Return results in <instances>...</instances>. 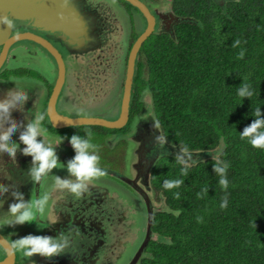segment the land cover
I'll return each mask as SVG.
<instances>
[{
  "label": "trees",
  "instance_id": "obj_1",
  "mask_svg": "<svg viewBox=\"0 0 264 264\" xmlns=\"http://www.w3.org/2000/svg\"><path fill=\"white\" fill-rule=\"evenodd\" d=\"M175 5L195 21L179 24L176 39L157 37L146 49L148 79L141 71L135 78L137 95L143 87L151 92L168 140L152 180L169 209L157 213V238L141 264H264V148L241 138L257 109L264 119V0ZM245 86L251 97L239 95ZM124 130L81 125L56 131L69 140L88 139L91 131L96 146ZM181 146L190 162L177 161ZM209 150L211 157L204 153ZM165 180L182 183L166 189Z\"/></svg>",
  "mask_w": 264,
  "mask_h": 264
},
{
  "label": "flooded vegetation",
  "instance_id": "obj_2",
  "mask_svg": "<svg viewBox=\"0 0 264 264\" xmlns=\"http://www.w3.org/2000/svg\"><path fill=\"white\" fill-rule=\"evenodd\" d=\"M140 1L145 5L146 11L128 0H87L83 3L86 12L84 15L91 20L95 38L92 45L88 44L83 48L71 45L55 33L33 30L25 25H15L10 38L20 33L33 32L50 42L59 51L62 57L60 62L50 50L33 39L10 40L8 48L5 42L0 43V59L2 56L4 58L0 65V83H16L27 87L26 117L27 112L32 109L30 103L33 104V109L40 110V116L44 117L40 126H43L47 133L61 140L56 153L63 164L71 160L76 153L70 140L63 133L56 131L66 127L55 128L51 123L49 124L48 106L53 91L58 86L56 107L62 114L72 116L61 107L65 99L75 95L76 99L82 100L79 98L85 96L88 90L101 96L90 107L103 104L111 97L108 110L112 116L120 114L130 51L137 38L148 31L134 63L129 119L121 128L125 130L103 137L101 142L96 144V154L100 157L99 167L107 174L91 181L92 186H89L90 182H88L87 191L80 196L66 189L51 187L44 212L39 211L36 220L32 222L13 225L12 218L8 221H0V233L11 244L28 235L58 237L63 232L67 240L65 247L67 256L58 255L50 258L39 254L25 256L23 250L17 249L14 264L18 261L21 264H29V262L31 264H141L151 255L149 244L152 238L150 237L155 236L154 221L160 210H155L154 213L152 210L148 211L149 204L134 186H142L145 176L149 174L142 170L135 174V171L157 156L151 167L153 170L165 148L152 146L155 135L151 130L153 122L150 114L154 113V101L147 87H143L138 95L136 94L135 78L141 71L146 80L148 79L146 49L152 48L153 41L157 37H162L167 42L169 37L177 38L178 25L183 23L184 17L193 15L181 13L179 6L175 5V0ZM120 17L126 29L124 43L113 33L114 30L117 32L119 30ZM62 72L63 80L60 82ZM109 92L111 95L108 97ZM0 95L3 97L5 93L3 95L0 90ZM133 102L140 103V106H132ZM75 105L78 106V102L75 101ZM0 122L2 123L3 120ZM25 122L26 118L23 125ZM161 131L166 138L162 128ZM125 137L132 142L131 145L127 146ZM12 139L15 141L16 137L13 136ZM182 156L185 157L186 153ZM183 160L187 161V158ZM126 170L130 183L126 180ZM48 175L62 176V179L67 176L68 179L75 180L74 177L69 176L66 168L53 169ZM150 176V183L144 190L150 200V207L154 208L165 199L162 191H157L154 187L152 172ZM139 178L142 180L141 183L137 181ZM43 191L44 189H41L40 199L45 195ZM104 195L108 198L106 199ZM150 230L151 236L146 241ZM95 238L103 241L106 253L114 250V247L109 250L108 246L111 241L115 243L117 240L118 253L125 254L129 258L125 261L118 258L114 262L109 256L104 259L103 251L99 243L95 242ZM5 255V250L0 245L1 259Z\"/></svg>",
  "mask_w": 264,
  "mask_h": 264
},
{
  "label": "clouds",
  "instance_id": "obj_3",
  "mask_svg": "<svg viewBox=\"0 0 264 264\" xmlns=\"http://www.w3.org/2000/svg\"><path fill=\"white\" fill-rule=\"evenodd\" d=\"M3 23L10 29L15 27L13 21L7 16L3 17ZM239 95L241 97L246 95L251 97L252 93L247 92L245 86L239 90ZM27 98L26 95L17 92L15 94H10L8 98L0 101V120L5 121L7 124L6 130L0 131V151L6 152L12 158L16 157L17 147L10 146V142L14 145H18L13 141L12 137L19 125L13 121L11 113L18 103L26 101ZM254 114L257 119L250 126L245 127L243 133H241V138H248L254 148H264V119L260 118L261 114L258 109ZM43 119V116H37L36 120L33 123H29L26 130L22 131L19 137L20 142L25 145L22 149L23 154L32 157L30 174L35 181L40 182L41 179L46 177L53 169L66 168L69 176L75 177V180L61 179L59 176H56L55 188L61 190L66 189L76 196H80L87 191L88 182L107 174L105 170L99 167L100 157L96 154V146L91 143L93 133L91 131L87 132L88 139L82 138L79 135H73L71 137L70 143L76 154L65 165L60 162L55 147L38 139L44 132V130L40 128ZM154 128L158 129V125L154 124ZM64 139L65 137H63V140ZM155 140L161 148L168 143L162 133L160 136L155 137ZM186 152H188V150L181 146L180 154H177L178 162H182V154ZM215 170L221 175L225 172V169L219 166H217ZM181 183L182 181L180 180H165L163 186L166 189H171L179 186ZM220 184L226 188L228 185L227 179L222 178ZM177 198H179L178 195ZM48 201L49 196L45 194L39 200L33 199L30 204L23 202L12 204L10 206V213L15 217V221L11 224L15 225L32 222L36 219V215L32 211V208L36 207L39 209L40 213H43L44 206ZM226 206L227 202L225 201L221 207L223 208ZM65 247H67V240L63 232L58 237L28 235L16 240L11 245L13 250H23L25 256L39 254L40 256L48 258L60 255Z\"/></svg>",
  "mask_w": 264,
  "mask_h": 264
},
{
  "label": "water",
  "instance_id": "obj_4",
  "mask_svg": "<svg viewBox=\"0 0 264 264\" xmlns=\"http://www.w3.org/2000/svg\"><path fill=\"white\" fill-rule=\"evenodd\" d=\"M131 4L139 7L143 11H146L145 5L140 0H128ZM218 4L224 6L228 0H214ZM87 0H0V43H6L8 48L10 40L18 41L23 38L33 39L41 43L45 48L51 51V53L60 62L62 60L59 51L47 40L39 37L33 32H24L9 37L13 28H9L3 23V17L7 16L13 21L15 25H25L31 27L33 30L39 29L46 32L57 34L61 39L67 41L71 45H75L79 48L86 47L88 44L94 43V34L91 28V20L87 19L84 14L86 12L83 8V3ZM117 12V11H116ZM182 22H194L193 17H184ZM199 21L197 20V23ZM116 34V38L122 43L125 41L126 29H124L123 19L120 17V27L118 32L113 31ZM148 31L143 33L137 38L130 51L127 74L125 80L124 93L121 101V112L117 118L109 119L102 116H70L62 114L57 110L56 102L58 95V86L53 91L49 106L48 117L50 123L55 128H63L68 126H81V125H101L109 128H122L129 119V109L131 100V88L134 77V63L136 56L142 42L146 39ZM3 57V56H2ZM0 59V65L4 58ZM63 80V72L60 75V82ZM152 117L151 130L154 135L160 136L162 131L158 119L155 113L150 114ZM139 118V117H138ZM154 124L158 125V129L154 128ZM163 134V133H162ZM164 136V135H163ZM168 144V143H167ZM199 153V152H197ZM208 157L213 156V151H204ZM156 157L151 158L140 167L136 168L135 174L140 170L146 171L149 175L145 176L144 184L142 186H134L139 190L141 195L146 199L148 205V211L152 210H168L169 207L165 200L160 204H157L154 208L150 207V200L144 188L150 183V174L152 172V165L156 160ZM188 162V161H187ZM126 180L130 183L129 174L126 170ZM141 183V178L137 180ZM166 208V209H165ZM151 217V216H150ZM151 236V230L148 231L147 239ZM150 238H157L156 236ZM0 245L5 250V257L0 260V264H14L16 252L11 248L10 241L0 233Z\"/></svg>",
  "mask_w": 264,
  "mask_h": 264
},
{
  "label": "rangeland",
  "instance_id": "obj_5",
  "mask_svg": "<svg viewBox=\"0 0 264 264\" xmlns=\"http://www.w3.org/2000/svg\"><path fill=\"white\" fill-rule=\"evenodd\" d=\"M67 59L69 61V57H67ZM0 90L2 91L3 95L5 93L3 97H1L0 95V101H2L8 98L10 94H15L17 92L26 95L27 87L16 83H10V84L0 83ZM110 95L111 92H109L108 97ZM100 98L101 96H98L94 91L92 92L91 90H88L85 96L79 98L82 100L76 99L75 95H73L69 99L67 100L65 99L61 107L64 108V110L70 112L69 114H71L72 116H89V117L102 116L109 119H113L119 115L116 114L115 116H112V113H110V111L108 110L109 108H107L108 102L110 101L111 97L109 98V101L107 99H104L107 101L103 104L90 107V105H94L95 104L94 102L96 100H99ZM75 101L78 102V106L75 105ZM24 104L23 102L18 103L16 105V108L12 110L11 113L13 121H15L19 125L17 131L13 135L16 137L14 142L17 143L19 146L14 144L10 145L17 147L16 157L12 158L6 152L0 151V189H3L0 190V221L1 220L8 221L9 219L12 218V222H14L15 217L12 216V214L10 213V206L12 204L21 203V202L30 204L33 201V199L36 200L40 199L41 189H44L43 191L44 194L49 195L50 188L55 186L56 176L54 175L53 176L47 175L46 177H43L40 182H37L32 178L30 174V168L32 166V157L23 154L22 149L25 147V145H23V143L20 142L19 137L21 132L26 130L25 127H27L29 123H33L36 120L37 116H40V110L33 109L34 106L32 103H30V107L32 109L27 112V117H26V109L28 108L26 105H28V102L24 101ZM25 118H26V122L23 125ZM6 128H7L6 122L5 121H3L2 123L0 122V131H5ZM40 128L44 130L43 126H40ZM38 139L43 140L46 144H53L54 145L53 147H55V149H58V146L61 145L60 139H56L54 136H52V134L47 133L45 130L43 132V135L41 137H38ZM56 140L58 141L55 142ZM125 140L127 146L132 144V142L126 137ZM67 145L69 146L68 143ZM152 146L159 147V145L156 143L155 136H154V141L152 142ZM159 148L161 149V147ZM157 152L159 151L157 150ZM66 153L69 152L66 151ZM63 164L66 165L67 163H63ZM59 177L62 179V176ZM64 177L65 179H68L67 176ZM89 186H92L91 181ZM105 198L107 199L108 197L105 196ZM112 199H116V198H112ZM32 211L34 212L37 218L39 212L38 208L33 207ZM1 223H6V222H1ZM94 240L95 242L99 243V246L103 251L102 253L104 259L107 258V256H109L110 260L114 262L115 259L118 258H122L124 261L125 259L129 258L125 254L118 253L116 248L117 240L115 243L113 241L109 243L108 246L109 250H111L114 247V250L110 253L104 252L105 246H103V241L100 238L97 239L95 238ZM60 256L63 257L67 256L66 248L60 253ZM1 257L2 256H0V259ZM15 264H21V262L18 261ZM29 264L31 263L29 262Z\"/></svg>",
  "mask_w": 264,
  "mask_h": 264
}]
</instances>
